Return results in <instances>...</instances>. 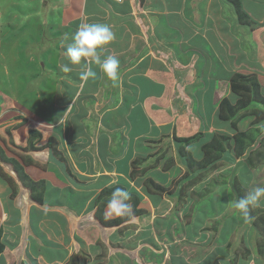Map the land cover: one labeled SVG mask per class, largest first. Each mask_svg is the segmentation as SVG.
<instances>
[{
	"label": "crops",
	"instance_id": "crops-1",
	"mask_svg": "<svg viewBox=\"0 0 264 264\" xmlns=\"http://www.w3.org/2000/svg\"><path fill=\"white\" fill-rule=\"evenodd\" d=\"M27 1L20 0L23 4ZM31 1L36 4L37 0ZM65 1L81 10L77 12L79 24L105 22L113 26L112 29L119 26L112 23L122 24L111 43L118 47L107 45L108 51H101V58L115 53L128 56L130 51L137 59L142 57L134 65L119 67V79L115 83L95 65V80L84 82L79 75L63 73L59 82L52 81L53 86L47 83L46 90L37 83L42 74L28 64L26 68L35 73H26L24 82L20 80V73H15V65L18 70L19 62L10 63L14 76H0V85H3L0 87V126L12 125L9 132L6 131L7 135H3L0 128V166L4 165L3 170L0 169V264H6L7 253L11 252L3 232L20 236L19 243L25 240L29 248L27 253L25 251L26 258L32 264L55 263L59 259L66 262L82 254L100 256L97 246L102 238L112 240V243L118 239L125 241L129 226L102 222L97 216L95 198L118 181L129 180L127 176L133 172V161L148 155L150 144L153 147L158 144L156 141L163 136L164 129L178 124L180 127L187 125L192 130L200 124L201 115L212 117L220 104V100L217 104L212 100L217 91L220 93L218 87L213 89V80L220 81L226 88L235 71L229 60L239 51L232 45L237 47L238 44L231 39L229 42L231 35L227 25L233 23L234 29L242 32L235 13L229 19L225 12V6L230 4L224 1L228 0ZM245 3L249 14L263 17L264 0H247ZM51 12L49 17H55L56 11ZM71 13L66 12L67 18ZM136 14L143 20L142 34L137 33L140 30L131 21ZM25 15L27 18H42L33 16V12ZM151 19L155 20L153 24L149 21ZM175 24L177 28H174ZM65 33L70 38L74 32L67 30ZM0 44L4 53L9 51L3 39ZM133 45L135 49L131 48ZM238 46L240 48L242 44ZM258 50L256 66L260 70L259 65L264 66V39L259 42ZM237 54L242 63V52ZM64 63L67 60L62 55L57 67ZM5 67L7 74L9 70ZM8 83L13 86L6 90ZM38 91H46L54 97L50 101L53 103L50 112L40 114L32 102L24 101L20 96L21 93L28 96ZM145 98L149 100L147 103ZM31 131L41 135L35 143L37 147L42 145L51 150L50 169L46 172L28 170L33 156L25 148ZM53 138L64 160L49 148ZM9 147L18 149V152ZM1 151L4 157L24 164L26 175L33 180L45 179L47 173L42 197L33 198L31 189L9 174L11 163L3 159ZM20 191L30 192L28 199L25 193L22 195L25 197L22 201L26 199V208L18 199ZM106 210L105 205L104 212ZM77 222L80 232L71 230Z\"/></svg>",
	"mask_w": 264,
	"mask_h": 264
},
{
	"label": "rangeland",
	"instance_id": "rangeland-1",
	"mask_svg": "<svg viewBox=\"0 0 264 264\" xmlns=\"http://www.w3.org/2000/svg\"><path fill=\"white\" fill-rule=\"evenodd\" d=\"M244 1L247 0H240L243 10L250 18L249 23L242 22L231 1H224L230 4L228 7L225 6L229 19L235 13V19L241 26L239 31L242 32L238 33L233 23L227 25L228 33L231 35L229 42L231 39L233 43L242 44L240 48L238 45L237 47L235 44L232 45L235 50L242 52V63L238 60V52L229 62L231 69H235L234 73H242L249 78L256 76L264 94V66L259 65L260 68L262 67L260 70L256 66L259 42L264 39V15L261 17L258 14L256 18L249 14ZM68 2L37 0L35 4L34 1L29 0L23 4L20 0H0V40L3 39V43L9 49L4 53V49L0 46V76H14L10 63L13 65L19 62L20 71L15 65V73H20V80L24 82L26 73H35L32 69L26 68L28 64V67H33L42 74L41 79L37 78L38 86L42 89H47V83L53 86V80L59 82L63 78L60 65L57 67L58 60L65 52L61 42L68 36L65 33L67 30L74 33L77 30L78 27H73L79 24L77 12L81 11L79 7ZM52 10L56 13L49 22ZM68 11L72 12L69 14L70 18L66 15ZM27 12H33V16L39 15L42 18H27L25 15ZM72 19L75 20L68 24ZM131 21L140 30L137 33L142 34L144 32L142 18L136 14ZM149 21L152 24L155 22L153 19ZM119 23H112L119 25L112 29L114 33L120 31L122 24ZM63 25H66L67 29H63ZM145 26L147 28V25ZM174 28H177L176 24ZM113 45L115 44L110 43L109 47H114ZM102 51L107 52L108 46H104ZM132 52L130 51L128 56L115 53L114 56L120 60V68L123 65L126 67L134 65L142 57L137 59ZM164 54L167 55L165 52ZM4 56L6 58H3ZM122 61L125 63L123 64ZM5 66L9 70L7 74ZM80 70V66H77L68 74L78 76ZM213 84L215 87L213 89L217 90L218 87L220 92L217 91L215 97L213 96L212 100L215 104L225 97L235 104V115L231 119L221 118L220 109H217L212 117L201 115L200 124L195 125L192 130L182 122V127L175 124L164 129L163 136L156 141L158 144L155 147L150 144L148 155L133 161V171L138 174L134 177L132 173L131 176H127L130 181L122 179L114 187L104 189L109 191L106 194L107 198L111 197V193L117 187L131 193V200L128 202L132 205V215L113 218L117 219V223L121 226H129L127 239L125 241L118 239L116 243H112V240L107 241L102 238L97 246L98 251H101L100 256L82 254L70 261L62 262L59 259L55 263L48 264H264V200L261 201L260 207L250 208L248 220L232 207L233 198L244 196L257 185L264 186V108L237 103L240 95L232 90L230 82L226 88L217 80H213ZM12 86L9 84L5 89ZM225 89L227 92L223 95ZM45 92L38 91L37 94L28 96L21 93L20 96L24 101L32 102V105L37 107V111L43 114L50 112L53 105L50 101L54 99ZM147 101L149 100L145 98L144 102ZM0 128L2 134L7 135L6 131L9 132L12 125L2 124ZM240 132L251 134L250 139L253 137V142L250 139L244 140L245 154H237L234 140H232L233 148L229 151L232 160L225 156V152L220 153L219 156L217 152H208L215 151L210 148L211 145L218 143L220 135L234 137ZM35 146L33 149L28 146L25 148V151L30 150L33 156L32 166L28 170L34 169V173L37 172L36 169L46 172L45 170L50 169L48 162L51 150L42 145ZM9 149L18 152V149L12 147ZM248 153L251 154L252 161L247 157ZM1 156L11 163L9 167L12 171L9 174L14 176L15 180H21L29 189L32 187L31 183L35 182L39 186L35 190L40 196L44 195L47 173L45 179L40 180H33L28 175L24 177V173L26 174L24 164L13 158L4 157L2 151ZM15 161L21 165L19 171H14ZM3 168L4 165H1L0 169ZM157 173L160 175L156 176ZM149 178L164 185L166 190L157 192L155 185H148ZM24 193L28 199L30 192L26 191L23 193L20 191L17 197L21 205L26 208V199L22 201L25 198L22 196ZM106 195L98 196L94 202L98 204ZM101 207L102 205H98V210ZM79 227L77 222L71 230L80 232ZM10 234L3 232V238L7 240L11 249V252L7 253L5 263L32 264L26 258L29 248L25 240L24 243H19L20 236Z\"/></svg>",
	"mask_w": 264,
	"mask_h": 264
},
{
	"label": "clouds",
	"instance_id": "clouds-1",
	"mask_svg": "<svg viewBox=\"0 0 264 264\" xmlns=\"http://www.w3.org/2000/svg\"><path fill=\"white\" fill-rule=\"evenodd\" d=\"M115 1L123 3L125 0ZM108 24L105 22H83L79 24L70 40L67 36L65 37V40L61 42V46L65 48L64 56L67 60V63L60 65V70L63 73H70L80 66L79 77L82 81L87 82L89 79L97 78V71L93 68L95 65L107 79L113 83L118 81L120 60L114 55L101 58L103 47L115 40V33ZM130 200L131 193L129 191L120 187L115 188L110 199L107 200L104 218L132 215V205L128 202ZM262 200H264V186L257 185L247 191L244 196L233 198L232 207L243 215L245 220H248L250 219V208L260 207Z\"/></svg>",
	"mask_w": 264,
	"mask_h": 264
},
{
	"label": "trees",
	"instance_id": "trees-1",
	"mask_svg": "<svg viewBox=\"0 0 264 264\" xmlns=\"http://www.w3.org/2000/svg\"><path fill=\"white\" fill-rule=\"evenodd\" d=\"M143 1V0H142ZM231 1L236 9L237 12L239 14V18L242 20V22H246L249 23L250 18L248 17V14L243 10L242 8V3L240 2V0H229ZM52 18H50L49 22H51ZM230 83H231V87L232 90L235 91L237 94L240 95V98H238L237 103H242V104H249V106H254V107H260V108H264V94L261 90V86L258 82V79L256 76H253L252 78H249V76L242 74V73H234L231 75L230 78ZM219 116L223 119H231L233 117V115H235L234 110L236 109L235 104L228 98L225 97L220 101L219 104ZM249 133L247 132H240L239 134H237L234 137H231L229 135L223 134L220 135L219 138L220 140L218 141V143H215V145H211V150H215L214 152L208 151L210 153H218V156L220 155V153L225 152V156L229 159H233L230 155H229V151L233 148V144H232V140H234L236 142L237 145V154L242 155L243 153L245 154L244 150H245V145H244V140L245 139H250V135H247ZM41 138V135L38 132L35 131H31L30 132V138H29V143H28V147L30 149L35 148V143L38 139ZM179 141H181V139H179ZM251 142H253V137H251L250 139ZM217 142V141H216ZM50 148L52 149V151L54 152V154H56L60 159L64 160V156L62 154V152L60 150H58V145H57V141L56 139H51L50 140ZM248 150V149H247ZM250 151V148L249 150ZM250 161H252V156L251 154L248 153V156ZM22 159L24 161H29L28 158L22 157ZM136 161V160H134ZM15 166V170L19 171V165L16 161L14 163ZM134 173L133 175H137L138 172H135V170L132 172ZM24 177H26V174L24 173ZM250 178V177H249ZM32 187H31V192H32V196L33 198H40L42 197V195L40 196V194H38V192L35 190L36 188H38L39 186L35 183L32 182ZM148 185H155L156 186V191L157 192H162L165 191L166 188L164 185L159 184L158 182H156L154 179L149 178L148 179ZM109 191H102L100 196L106 195ZM110 198H107V196H105L104 199H102L100 202H98V205H102V207L98 210L97 209V216L100 218V220L104 223L107 224H115L117 223V219H105L104 218V206L107 203V200Z\"/></svg>",
	"mask_w": 264,
	"mask_h": 264
}]
</instances>
